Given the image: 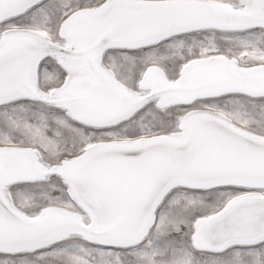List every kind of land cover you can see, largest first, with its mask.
Returning <instances> with one entry per match:
<instances>
[{
	"label": "snow or ice",
	"instance_id": "6c2138e0",
	"mask_svg": "<svg viewBox=\"0 0 264 264\" xmlns=\"http://www.w3.org/2000/svg\"><path fill=\"white\" fill-rule=\"evenodd\" d=\"M0 264H264V0H0Z\"/></svg>",
	"mask_w": 264,
	"mask_h": 264
}]
</instances>
